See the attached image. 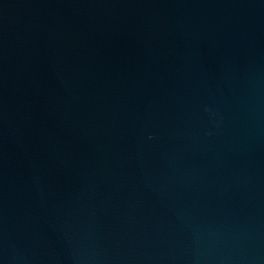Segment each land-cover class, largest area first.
<instances>
[{
	"label": "water",
	"instance_id": "95a60500",
	"mask_svg": "<svg viewBox=\"0 0 264 264\" xmlns=\"http://www.w3.org/2000/svg\"><path fill=\"white\" fill-rule=\"evenodd\" d=\"M0 264H264V0H0Z\"/></svg>",
	"mask_w": 264,
	"mask_h": 264
}]
</instances>
